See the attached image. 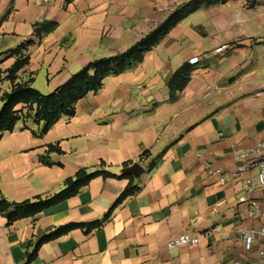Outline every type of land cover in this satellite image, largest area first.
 <instances>
[{
    "label": "crops",
    "instance_id": "1",
    "mask_svg": "<svg viewBox=\"0 0 264 264\" xmlns=\"http://www.w3.org/2000/svg\"><path fill=\"white\" fill-rule=\"evenodd\" d=\"M187 1L0 0V109L17 59L28 63L15 83L31 79L50 94L87 63L127 50ZM44 23L56 26L36 37ZM184 64L189 81L171 99L169 81ZM44 125L21 118L0 136V196L51 197L80 169L109 175L33 217L8 224L0 216V264H23L59 227L95 222L89 232L43 243L29 264H255L259 242L246 252L240 235L264 226V215L247 214L264 203V189L242 186L255 170L237 179L230 172L237 151L264 139V0L198 9L141 62L79 99L72 116L45 132ZM129 187L137 191L103 220ZM180 235L199 242L167 249Z\"/></svg>",
    "mask_w": 264,
    "mask_h": 264
},
{
    "label": "trees",
    "instance_id": "2",
    "mask_svg": "<svg viewBox=\"0 0 264 264\" xmlns=\"http://www.w3.org/2000/svg\"><path fill=\"white\" fill-rule=\"evenodd\" d=\"M226 1L228 0H188L178 6L162 23L157 25L127 50L110 57L99 58L87 63L65 83L47 95L34 89L31 85V79L25 82L15 83L16 74L28 63V57L17 59L6 74V78L10 80L13 85L10 92L1 97L3 105L0 109V136L4 132H11L15 123L21 118H32L35 122L42 121L45 123L43 132L47 131V129L61 117L72 116L75 112V104L78 100L88 93L99 91L106 77L120 74L133 65L141 62L144 55L157 46L161 39L188 15L200 8L224 3ZM55 26L56 25L52 23H44L34 30V34L36 37H40L43 34L51 32ZM29 43L30 42L27 44ZM22 46L23 45H21L19 49L22 48ZM190 71V66L184 64L173 74L172 79L169 81L171 99L175 98V90H180L187 84L190 78ZM99 175L107 176L109 174L105 171L89 173L84 169H80L75 173L74 177L65 181L64 187L60 192L48 198L38 197L34 200H25L17 203L10 202L0 196V216L5 217L8 224H12L20 219L33 217L41 211L76 195L91 179ZM136 191V188H127L109 209L107 214L103 217V220L109 218L117 204L126 197L133 195ZM100 224L101 222L88 225L68 224L55 229L35 243L32 251L26 254L23 264H29L34 260L39 247L43 243L54 240L77 228H85V232H89V230L100 226Z\"/></svg>",
    "mask_w": 264,
    "mask_h": 264
},
{
    "label": "built area",
    "instance_id": "3",
    "mask_svg": "<svg viewBox=\"0 0 264 264\" xmlns=\"http://www.w3.org/2000/svg\"><path fill=\"white\" fill-rule=\"evenodd\" d=\"M221 48L217 49L219 52ZM198 62L197 57L189 59V64ZM255 170L256 173L253 177L247 178L242 182L244 190L248 193L255 189H264V139L260 140L255 146L247 150H239L235 153V166L230 172L233 179H237L243 175ZM220 182H225L224 177L219 178ZM250 218H259L264 215V203H253L247 211ZM241 241L243 248L246 252H250L254 248V242H259L258 247L255 249L256 263L264 264V226L258 229H251L241 232ZM199 242L198 237H189L187 235H180L176 239L167 242V249H173L182 245H197ZM234 264H239L234 262Z\"/></svg>",
    "mask_w": 264,
    "mask_h": 264
}]
</instances>
